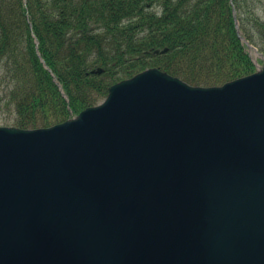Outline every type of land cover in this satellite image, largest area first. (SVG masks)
Instances as JSON below:
<instances>
[{"label":"water","instance_id":"1","mask_svg":"<svg viewBox=\"0 0 264 264\" xmlns=\"http://www.w3.org/2000/svg\"><path fill=\"white\" fill-rule=\"evenodd\" d=\"M0 264H264V68L148 69L64 123L0 127Z\"/></svg>","mask_w":264,"mask_h":264},{"label":"trees","instance_id":"2","mask_svg":"<svg viewBox=\"0 0 264 264\" xmlns=\"http://www.w3.org/2000/svg\"><path fill=\"white\" fill-rule=\"evenodd\" d=\"M253 1L0 0V104L14 111L5 124L63 123L148 69L197 87L249 76L257 66L234 8L243 38L264 55Z\"/></svg>","mask_w":264,"mask_h":264},{"label":"rangeland","instance_id":"3","mask_svg":"<svg viewBox=\"0 0 264 264\" xmlns=\"http://www.w3.org/2000/svg\"><path fill=\"white\" fill-rule=\"evenodd\" d=\"M252 7L260 13V15L264 18V0H256L252 2ZM250 52V50H248ZM252 56L256 59L254 52H251ZM260 58H258L259 60ZM264 61V59H263ZM264 65L259 64V67H263ZM13 109L10 106H6V101H3L0 104V126L5 125L4 123L10 121L13 118Z\"/></svg>","mask_w":264,"mask_h":264}]
</instances>
